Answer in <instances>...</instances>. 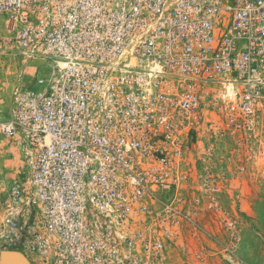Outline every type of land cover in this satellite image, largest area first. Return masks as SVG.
<instances>
[{
    "label": "built area",
    "instance_id": "obj_1",
    "mask_svg": "<svg viewBox=\"0 0 264 264\" xmlns=\"http://www.w3.org/2000/svg\"><path fill=\"white\" fill-rule=\"evenodd\" d=\"M0 50L50 68L0 120L23 156L0 254L190 264L211 227L243 263L239 202L264 181V0H0Z\"/></svg>",
    "mask_w": 264,
    "mask_h": 264
},
{
    "label": "rangeland",
    "instance_id": "obj_2",
    "mask_svg": "<svg viewBox=\"0 0 264 264\" xmlns=\"http://www.w3.org/2000/svg\"><path fill=\"white\" fill-rule=\"evenodd\" d=\"M49 72L48 59L24 61L22 56L8 55L6 51L0 50V120L9 117V107L17 91H26L33 86L38 76ZM22 164L23 157L13 142L0 135V220L5 190L17 177ZM248 191L238 206L244 221L243 240L237 250L243 263L239 264H264V181L251 184ZM208 229L211 234H204L198 239L200 242L191 244L192 252L187 261L190 264H227L221 244L213 235L214 229ZM198 249L206 252L204 263L196 261L193 256ZM180 263L181 259L176 256L175 264Z\"/></svg>",
    "mask_w": 264,
    "mask_h": 264
},
{
    "label": "water",
    "instance_id": "obj_3",
    "mask_svg": "<svg viewBox=\"0 0 264 264\" xmlns=\"http://www.w3.org/2000/svg\"><path fill=\"white\" fill-rule=\"evenodd\" d=\"M0 264H31V262L19 251L3 250L0 254Z\"/></svg>",
    "mask_w": 264,
    "mask_h": 264
},
{
    "label": "crops",
    "instance_id": "obj_4",
    "mask_svg": "<svg viewBox=\"0 0 264 264\" xmlns=\"http://www.w3.org/2000/svg\"><path fill=\"white\" fill-rule=\"evenodd\" d=\"M7 140H10V139H7ZM12 142H13V144H14V146H16V148L19 150V152L21 153V155H22V152H21V150L19 149V147L17 146V144H16V142H14L13 140H11ZM23 157V156H22ZM20 168V167H19ZM17 178V177H16ZM15 178V179H16ZM14 179V180H15Z\"/></svg>",
    "mask_w": 264,
    "mask_h": 264
}]
</instances>
